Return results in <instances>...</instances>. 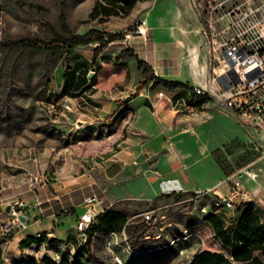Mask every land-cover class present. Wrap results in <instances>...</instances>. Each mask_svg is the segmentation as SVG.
<instances>
[{
    "label": "crops",
    "instance_id": "crops-1",
    "mask_svg": "<svg viewBox=\"0 0 264 264\" xmlns=\"http://www.w3.org/2000/svg\"><path fill=\"white\" fill-rule=\"evenodd\" d=\"M97 1L90 6L86 20ZM184 10L191 18H185L187 26L179 27L174 25L172 16L163 17L158 0H136L127 15L101 13L78 31L85 33L91 28L125 31L135 20L142 21L139 30L110 42L95 60L97 42L79 45L68 52L70 62L59 68L60 91L65 86L66 72L74 67H79L78 71L86 67L89 81L93 75L101 80L78 96H68L74 101L75 109L78 104L81 106V113L86 117H59L60 130L64 136L70 131L77 132L80 142L97 139L96 135L101 133L107 142L104 151L91 149L77 153L74 145L59 147L58 156L48 163V171L44 167L43 153L34 157L27 149L22 164L15 162L12 171L0 173V264H70L68 257L78 248L76 219L86 209L85 198L92 193L102 198L104 214L113 211L127 217L119 228L95 231L90 242L92 251L94 242L102 234L110 236L124 232L130 220L129 213L141 202L159 199L169 191L170 185H162L165 179H178L182 186L178 192L209 195L214 202L216 192L227 195L232 186L225 180L228 173L215 153L225 151L234 141L258 151L257 157L250 162L258 177L243 175L249 200L233 206L214 207L211 212L217 214L225 227H231L237 224L249 203H254L260 212L264 211V122L259 117L235 112L214 94L199 99L201 112L197 115L179 113L167 96L160 95L162 90L168 95L187 94L202 83L216 89L222 86L214 74H209L207 62L201 61L198 50L201 42L196 43L194 37L201 31V19L190 0L185 1ZM217 10L224 11L214 18L217 25L230 26L237 15H246L253 25L264 20V0L221 1ZM132 14V22L116 26L115 18L123 19ZM101 17H105V21H101ZM114 44H122L121 50L132 48L135 55L124 60L115 52L104 51ZM82 46H92V57L83 52ZM138 58L146 61L156 75L181 81L184 85L166 88L153 86L151 80L137 88L138 80L146 77ZM122 66L127 67L131 75L129 85L116 89L100 86L107 74H116L115 69ZM63 154L67 156L62 157ZM198 190H208V193L200 194ZM16 199L29 204L26 220L17 221L10 216L9 204ZM99 223L98 217L93 226ZM29 237H35V241L28 245ZM216 238L218 249H203L222 252L234 264H243L233 260L231 248ZM256 254L264 257L260 250Z\"/></svg>",
    "mask_w": 264,
    "mask_h": 264
},
{
    "label": "rangeland",
    "instance_id": "rangeland-1",
    "mask_svg": "<svg viewBox=\"0 0 264 264\" xmlns=\"http://www.w3.org/2000/svg\"><path fill=\"white\" fill-rule=\"evenodd\" d=\"M94 1L0 0V173L5 170L12 171L15 162L22 164L27 149L32 151L34 157L40 152L43 153L46 171L49 169L48 163L56 157L59 147L74 145L77 153L92 151L91 149L104 151L107 142L104 134L98 133L97 139H83L80 142V134L77 132L70 131L64 136L60 130L57 121L59 117L64 119L86 117L81 113L79 104L77 109L74 108V101L70 97L58 98L61 89L59 68L70 62V54L66 50L21 48L2 43L21 38L50 40L54 37L55 31L64 33L61 29L62 12L66 14L71 29L78 32L91 23L86 20V15ZM185 1L158 0L163 8V17L172 16L175 26H187L185 18L190 19L191 16L184 10ZM213 1L231 3L244 0ZM190 2L201 19V31L194 36L196 43L201 42L198 49L201 61L207 62L210 75H223L222 68L214 70L215 63L210 61L209 53L204 46V31L209 30L208 17L211 14L209 4L202 0ZM223 13V10L215 9L213 17H219ZM133 18L134 14L123 19L115 18L116 26L130 23ZM141 23L142 21L137 19L131 25H137L139 30ZM251 23L253 22L246 20L244 26ZM255 26L258 27L259 23ZM217 29L222 38L236 35L231 26L217 25ZM121 45L114 44L104 51L115 52L124 60L132 59V52L127 49L121 50ZM81 49L92 57L90 52L92 46H82ZM115 70L117 73L107 74L106 81L100 86L105 89H116L130 84L131 75L127 67L122 66ZM143 80H138L137 88L147 84L143 83L139 87ZM257 155L258 151L251 146L247 147L241 141H234L225 151L218 152L217 158L225 170L231 172L235 169L233 165L236 169L242 168L250 164ZM214 207L211 196H198L196 192L168 191L159 199L143 201L134 212L129 213L127 239L122 233L110 236L102 234L98 241L94 242L93 264H114L115 254L123 256L126 264H186L203 248L218 249L216 246L218 239L205 219ZM28 208L29 204L26 203V209ZM150 209H157L166 215L168 227L161 238L145 240L143 234L146 222L143 213ZM129 246L141 251L131 253L128 250Z\"/></svg>",
    "mask_w": 264,
    "mask_h": 264
},
{
    "label": "built area",
    "instance_id": "built-area-1",
    "mask_svg": "<svg viewBox=\"0 0 264 264\" xmlns=\"http://www.w3.org/2000/svg\"><path fill=\"white\" fill-rule=\"evenodd\" d=\"M202 1L209 4L211 13L208 17L209 30L204 31V46L209 53L210 61L215 63L214 70L223 69V75L214 76L215 79L221 77L222 86L216 89L202 83L194 86L193 91L187 94L168 95L162 90L160 95L167 96L173 108L179 113L197 115L201 112L199 99L214 94L235 112L248 117H259L260 121L264 122V20L259 22L258 27L253 24L245 27L244 24L246 20L248 21L246 15H237L230 25L236 31V35L222 38L213 17V11L217 9L218 3H214L213 0ZM135 32L129 31L128 35ZM243 175L257 178L258 172L248 164L227 175L225 180L230 181L232 185L230 192L227 195H221L215 191V207L233 206L249 200L250 195L243 184ZM164 183L170 185L169 192L182 189L176 178L165 179L162 185ZM198 192L206 194L208 190H198ZM84 203L86 209L76 219L78 248L73 255L68 257L70 264H93L94 252L89 242V232L93 223L105 209L102 207V198L96 193L88 195ZM26 210V203L22 199H16L9 204V213L13 220L22 221L20 215H26ZM143 214L146 222L143 238L145 240L161 238L168 227L165 221L166 215L161 214L157 209H150ZM122 235L127 239L126 230L122 232ZM108 245H110L109 242ZM110 248L113 250L112 247ZM128 250L131 253L141 251L131 246ZM114 264H126V261L123 256L115 254Z\"/></svg>",
    "mask_w": 264,
    "mask_h": 264
},
{
    "label": "trees",
    "instance_id": "trees-1",
    "mask_svg": "<svg viewBox=\"0 0 264 264\" xmlns=\"http://www.w3.org/2000/svg\"><path fill=\"white\" fill-rule=\"evenodd\" d=\"M136 0H99L90 12L89 18L95 19L101 13L105 15H127L131 7L135 4ZM39 6V5H38ZM40 7V6H39ZM105 21V17L100 18ZM61 29L55 31L54 37L50 40H43L38 38H21L12 39L2 42L7 46H16L21 48H35L45 50H66L72 52L79 45L97 42L94 49V60L98 57L101 50L110 42L118 39H123L129 33L128 31H107L98 28H91L85 33L74 32L68 24L66 14H61ZM130 31H137V25H130ZM135 55L132 48H127ZM138 63L146 74L143 83H148L153 80V86L162 85L166 88H175L184 85L183 82L178 80H168L161 76L156 75L151 71L152 67L148 63L138 58ZM74 67L72 70L66 72L65 86L60 91L58 98L63 96H78L83 91L89 89L93 85L100 82V78L93 75L91 80L88 79L89 70L86 67L79 69ZM218 151H216L217 156ZM235 171L227 172L228 175ZM100 223L92 225L89 232V242H92V236L95 231L108 228L110 230L119 228L121 224L127 221V217L121 213L109 211L99 215ZM205 219L211 225L215 235L222 241V243L231 248L233 260L243 264H264V257L256 254L260 250L264 256V211L260 212L254 203H249L242 211L238 222L235 226L225 227L224 222L217 216L216 213L210 212L205 216ZM35 241V237H29L28 245ZM42 241V238H38ZM189 264H234L233 261L224 253L219 251H212L210 249H203L196 254Z\"/></svg>",
    "mask_w": 264,
    "mask_h": 264
},
{
    "label": "water",
    "instance_id": "water-1",
    "mask_svg": "<svg viewBox=\"0 0 264 264\" xmlns=\"http://www.w3.org/2000/svg\"><path fill=\"white\" fill-rule=\"evenodd\" d=\"M219 80H221V77H219ZM20 218H21L22 220H26L25 215H20Z\"/></svg>",
    "mask_w": 264,
    "mask_h": 264
},
{
    "label": "bare ground",
    "instance_id": "bare-ground-1",
    "mask_svg": "<svg viewBox=\"0 0 264 264\" xmlns=\"http://www.w3.org/2000/svg\"><path fill=\"white\" fill-rule=\"evenodd\" d=\"M182 15V14H181ZM178 19V18H177ZM184 19V18H183Z\"/></svg>",
    "mask_w": 264,
    "mask_h": 264
}]
</instances>
